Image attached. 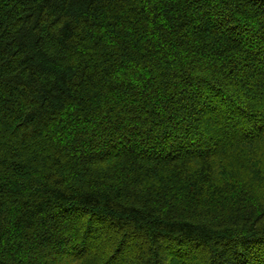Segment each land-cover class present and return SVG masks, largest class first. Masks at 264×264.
<instances>
[{
  "label": "trees",
  "instance_id": "trees-1",
  "mask_svg": "<svg viewBox=\"0 0 264 264\" xmlns=\"http://www.w3.org/2000/svg\"><path fill=\"white\" fill-rule=\"evenodd\" d=\"M0 264H264V0H0Z\"/></svg>",
  "mask_w": 264,
  "mask_h": 264
}]
</instances>
